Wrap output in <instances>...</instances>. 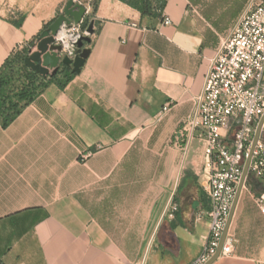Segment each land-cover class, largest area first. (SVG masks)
Returning <instances> with one entry per match:
<instances>
[{"label": "crops", "instance_id": "obj_1", "mask_svg": "<svg viewBox=\"0 0 264 264\" xmlns=\"http://www.w3.org/2000/svg\"><path fill=\"white\" fill-rule=\"evenodd\" d=\"M68 1L0 0V68ZM160 1L170 25L120 0H99L94 15L78 1L95 31L85 66L0 121V264H191L208 244L209 169L187 120L251 0ZM247 185L262 191L254 176ZM249 191L229 228L233 253L213 264H264Z\"/></svg>", "mask_w": 264, "mask_h": 264}, {"label": "built area", "instance_id": "obj_2", "mask_svg": "<svg viewBox=\"0 0 264 264\" xmlns=\"http://www.w3.org/2000/svg\"><path fill=\"white\" fill-rule=\"evenodd\" d=\"M84 7L88 14L90 7ZM162 17L163 24L172 23L164 12ZM84 20L80 24L64 25L55 36L56 44L61 47V59H75L78 42L88 36ZM168 111L167 105L161 116ZM263 116L264 0H251L210 60L203 90L194 97L193 109L187 120L186 131L190 141L197 138L202 142L209 169L205 191L210 204L206 216L211 225L208 244L191 264H207L220 245L244 164ZM251 176L262 187L261 192L249 191L247 182ZM245 191H249L264 216L263 134L252 156L242 193ZM234 245V238L228 234L220 256L231 255Z\"/></svg>", "mask_w": 264, "mask_h": 264}, {"label": "water", "instance_id": "obj_3", "mask_svg": "<svg viewBox=\"0 0 264 264\" xmlns=\"http://www.w3.org/2000/svg\"><path fill=\"white\" fill-rule=\"evenodd\" d=\"M86 16L87 11L83 5L77 3L75 0H69L58 18L41 33L33 47L29 49V55L24 60L25 66L43 77L56 75L59 72L61 65L71 68L73 74H79L82 68L85 66V63L90 55V49L85 47V43L91 42L90 36L94 34V23L91 22L87 28L88 36L82 37L78 42L76 57L74 60H71L68 57L61 59V57L59 56L61 47L56 44L55 36L64 25L68 26L72 23L80 24ZM263 127L264 116L261 118L257 125L252 145L244 164L243 175L237 190L236 199L232 207V211L230 213L220 245L215 255L207 264H213L220 257L223 245L229 233V228L237 203L242 193V188L246 183L249 175V166L255 147L263 134Z\"/></svg>", "mask_w": 264, "mask_h": 264}, {"label": "trees", "instance_id": "obj_4", "mask_svg": "<svg viewBox=\"0 0 264 264\" xmlns=\"http://www.w3.org/2000/svg\"><path fill=\"white\" fill-rule=\"evenodd\" d=\"M99 0H95L92 15L97 10V3ZM123 3L130 5L141 13L143 17H162L164 12V6L160 0H120ZM92 20L89 18L84 20V27H88ZM95 33V31H94ZM41 35V34H40ZM38 37L36 38V40ZM33 41L26 48L19 52L12 54L0 68V121L3 127H7L13 122L23 111V109L29 105L39 94H41L48 85L53 82H57L61 88H65V85L73 79L77 74H73L71 68H60L59 72L54 76L43 77L38 73L32 71L25 66L24 60L29 55V49L35 44ZM90 44L85 43V47ZM13 66H18L23 73L26 74V80L31 82H41L42 85L38 86L36 90L30 91L28 88H22L19 94H10L7 88L11 85ZM64 75V83H61L57 79L58 74ZM264 140V138H263Z\"/></svg>", "mask_w": 264, "mask_h": 264}, {"label": "rangeland", "instance_id": "obj_5", "mask_svg": "<svg viewBox=\"0 0 264 264\" xmlns=\"http://www.w3.org/2000/svg\"><path fill=\"white\" fill-rule=\"evenodd\" d=\"M81 3L89 4L91 5L92 9L94 7L95 0H78ZM12 75V82L11 85L7 88V90L12 92V94H19L23 87L26 89L28 88L30 91L36 90L38 86L42 85L43 83L37 81V82H31L26 80V74L21 71V69L18 66H13V71L9 72Z\"/></svg>", "mask_w": 264, "mask_h": 264}]
</instances>
